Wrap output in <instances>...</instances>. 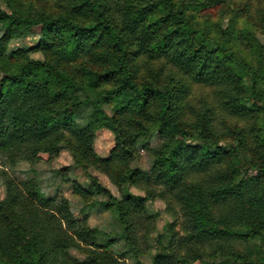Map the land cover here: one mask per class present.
<instances>
[{
    "label": "trees",
    "instance_id": "16d2710c",
    "mask_svg": "<svg viewBox=\"0 0 264 264\" xmlns=\"http://www.w3.org/2000/svg\"><path fill=\"white\" fill-rule=\"evenodd\" d=\"M211 1L0 0V158L50 164L64 147L84 173L92 168L118 186L155 187L143 198L117 201L91 174L93 192H87L66 169L59 171L84 203L79 211L113 212L119 230L105 232L75 220L66 199L44 196L33 179L20 185L4 179L0 264H80L67 252L84 246L93 249L84 264H107L100 251L113 238L137 254L139 227L153 219L143 214L145 202L166 195L179 204L186 242L264 245V70L251 67L242 45L264 53L252 23L235 27L240 16L226 28L199 21L196 14ZM33 35L34 47L8 51L12 41ZM35 52L44 61L30 59ZM166 67L173 72L165 74ZM195 86L212 89L229 115L254 119L253 148L238 130L230 131L228 150L220 144L208 98L199 99L192 121L185 118ZM101 128L116 141L106 159L92 151ZM152 132L162 143L152 153L150 171L130 170L135 143ZM249 171L256 175L247 177ZM191 174L208 175L192 183ZM225 204H233L232 211L216 216L215 207ZM166 228L167 246L150 264H188L176 251L173 225ZM262 249L257 259L230 257L236 264H264Z\"/></svg>",
    "mask_w": 264,
    "mask_h": 264
},
{
    "label": "rangeland",
    "instance_id": "374dc122",
    "mask_svg": "<svg viewBox=\"0 0 264 264\" xmlns=\"http://www.w3.org/2000/svg\"><path fill=\"white\" fill-rule=\"evenodd\" d=\"M3 11L6 8L1 6ZM198 20H208L211 23H218L222 28H226L231 21V18L240 16L242 19L235 20V27L241 30L243 21L252 23L254 26V39L261 46L260 53H264V0H212L205 8L198 12ZM38 37H31L12 41L8 46V51L12 52L18 49L34 47L37 44ZM243 51L246 54L250 65L253 69L260 68L264 70V56L261 57L256 53L249 43L244 41L242 45ZM252 50V51H251ZM30 59L33 61H44L40 53H30ZM165 74L173 72L166 67ZM264 90V85H263ZM209 100L214 108V128L217 135L223 136L224 140L220 144L229 149L232 142L229 137L230 131H240L244 133L248 148H253L251 140V129L255 124L252 118H240L229 115L221 110L215 92L210 88L193 87L190 96L186 100L185 118L193 120V112L198 109L199 99ZM193 108V111L190 109ZM105 111L110 114V109L105 108ZM231 142V143H230ZM162 141L156 132L150 133L147 137L137 140L134 147L133 155L127 166L130 170L138 171L139 173H147L152 165V153L159 148ZM190 145H198L199 143L190 142ZM116 141L114 134L108 129H98L94 134L92 151L101 159H106L115 148ZM118 167V162L113 164L110 174H115ZM66 169V174L71 180L84 191L93 192L87 174L96 177L100 186L105 188L109 194L117 201L125 199H140L145 197L146 192L153 190V186H145L140 184V187H135L130 184L116 185L111 179L99 170L89 169L88 173H84L75 167L74 160L71 154L64 147L59 149L58 157L50 164L30 165L24 161L11 163L0 158V203L6 198V186L4 179H10L14 184L20 185L27 179H33L37 183L38 190L44 196L63 197L73 208V218L79 222H84L88 229H98L105 232L119 230L115 224V216L111 211L102 209H88L85 213L79 211L84 207V203L73 193L70 183L64 181V178L58 174L59 171ZM212 172L214 170H211ZM208 173H211L210 171ZM208 174H191L187 180L192 183L203 182ZM255 172H248L247 177H254ZM99 201H104L105 198L98 197ZM145 213L153 217L152 221H144L138 230L140 238V249L137 254L131 253L127 249L123 239L113 238L106 250H101L102 257L107 264H150L151 258L156 253L163 252L167 246V239L163 238L166 234V225H173V232L177 235L176 251L179 255L186 258L188 264H236L230 256L250 255L251 258L257 259L258 249L264 245L255 241L253 244H245L235 240L221 241L218 244H192L184 240L186 233L184 231V219L180 211L179 204L170 196L147 200L145 202ZM233 204H225L215 207L214 214L223 216L232 211ZM182 239V240H181ZM180 240V241H178ZM257 247V248H256ZM259 247V248H258ZM82 251L69 250L68 256L80 264L89 261L92 257L90 247H83ZM91 249V250H88ZM262 249V250H263ZM252 252V253H251ZM101 254V253H100ZM101 257V258H102Z\"/></svg>",
    "mask_w": 264,
    "mask_h": 264
}]
</instances>
